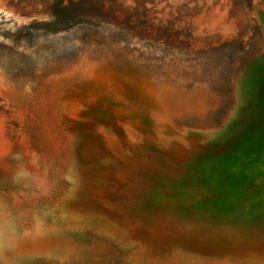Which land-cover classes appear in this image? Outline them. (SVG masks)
Here are the masks:
<instances>
[{"label":"rangeland","instance_id":"374dc122","mask_svg":"<svg viewBox=\"0 0 264 264\" xmlns=\"http://www.w3.org/2000/svg\"><path fill=\"white\" fill-rule=\"evenodd\" d=\"M259 165L264 0H0V264H264Z\"/></svg>","mask_w":264,"mask_h":264},{"label":"trees","instance_id":"16d2710c","mask_svg":"<svg viewBox=\"0 0 264 264\" xmlns=\"http://www.w3.org/2000/svg\"><path fill=\"white\" fill-rule=\"evenodd\" d=\"M83 12H88V9L83 10ZM88 22L86 19L84 21L81 22V19H78L77 21L75 19H73V17H68L66 16L65 18H63L62 20L59 19V17H57V21H55L54 23H52V25H57L62 24L60 27H58V31H66L68 29H70L72 26L74 25H78L80 23H85ZM96 42L99 44L101 42H104L103 39H98L96 40Z\"/></svg>","mask_w":264,"mask_h":264},{"label":"water","instance_id":"95a60500","mask_svg":"<svg viewBox=\"0 0 264 264\" xmlns=\"http://www.w3.org/2000/svg\"><path fill=\"white\" fill-rule=\"evenodd\" d=\"M261 165V164H260ZM258 166V170H260L261 171V173L262 172H264V167L263 166ZM261 168H263V169H261ZM253 170V169H252ZM253 174V173H252ZM262 174H264V173H262ZM180 198H187L186 197V195H184L183 193L182 194H180V195H178Z\"/></svg>","mask_w":264,"mask_h":264}]
</instances>
